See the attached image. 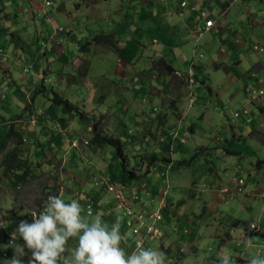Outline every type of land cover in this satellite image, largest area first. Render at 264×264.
I'll use <instances>...</instances> for the list:
<instances>
[{
	"label": "rangeland",
	"instance_id": "1",
	"mask_svg": "<svg viewBox=\"0 0 264 264\" xmlns=\"http://www.w3.org/2000/svg\"><path fill=\"white\" fill-rule=\"evenodd\" d=\"M48 1L52 6L46 5ZM165 1L168 10L173 11L171 18L163 16L164 10L161 14L151 10L154 18L140 22L127 0H0V161L19 146L33 173L26 184L14 190L10 176H5L0 166V221L7 222V227L0 228V245L10 243L11 234L19 225L16 217L25 218L28 212H37L42 207L39 202L43 201L44 205L50 195L61 196L65 202L77 199L84 209L83 215L89 209L100 210L103 200L111 202L108 209H116L115 219L122 221L121 234L133 239V231L126 225L125 210H118L121 204L115 196L97 184L99 180L108 181L113 169L119 171L121 166L110 146L92 149L97 123L102 136H116L124 141L131 167L144 170L152 154L161 159L158 169L167 164L163 158L171 155L175 163H189L175 165L178 168L168 172L165 179L154 173L143 180L148 182L156 177L161 180V191L167 192L164 215L178 221L177 231L170 229L176 235L174 243L180 246L185 243L192 251L198 248L188 255L192 260L207 262L212 257L222 260L227 256L231 264H241L237 261L240 256L250 259L264 255V195L261 193L264 168L257 166L259 160H264V116L258 108V103L264 108V97L251 101L245 88L250 78L235 85L226 72L217 74L212 66L217 61L216 54L226 45V41L220 43V40L230 38L235 42V50L227 53L235 58L221 55L219 61L237 65L236 61L240 60L241 66L236 71L258 75L264 83V74L257 72L264 65V0H251L249 5L247 0H238L234 11L222 18L223 31L216 35L183 29L176 14L183 0ZM187 1L202 4L210 15L218 18L217 0L211 1L213 11L204 6L203 1L208 0ZM6 21L11 22L10 26L5 25ZM60 27L65 32L58 33ZM228 28L236 34L231 35ZM138 32L140 39L136 37ZM237 34L242 39L236 43ZM101 35L113 36L115 44L120 40V50L128 39L134 45L137 39L143 44L139 55L132 58L130 47L119 51L116 46L96 43L95 37ZM154 37L158 39L157 44L151 42ZM180 49L190 61L202 63V70L195 69L204 75L207 86L200 82L196 86L186 83L187 92L185 84L172 82L163 86L153 101L142 103L143 94L138 95V100L133 99L132 91L139 90L133 79L138 78L139 82L144 74L152 76L149 57L165 51L173 61ZM174 66L179 67L176 63ZM126 69L128 80H120L118 71ZM149 81L153 82L152 78ZM156 82L162 84V79ZM247 85L256 86L252 81ZM235 89L239 90L237 98H234ZM191 93H195L193 97L198 103L193 101ZM57 98L69 100L85 117L65 113L63 106L55 104ZM178 103L184 108L196 104L192 113L185 116L179 111ZM142 107L146 113L141 111ZM244 108L250 111L253 124L246 123L245 118L234 117ZM37 118L41 121L35 123L33 119ZM171 129L176 137L172 151L167 152L162 140L169 142L165 131ZM254 130L257 133L251 134ZM14 133L26 142L16 144ZM75 140L80 143L78 149L72 147ZM86 141L90 142L89 146L85 145ZM37 144L42 148L40 151L35 150ZM239 179L245 180L246 193L229 197L221 194V189L234 187ZM125 186L128 195L138 190L133 184ZM139 194L141 201L131 203L133 209L142 214L145 207L152 210L150 215L154 214L159 203L153 204L146 191ZM158 194H152L153 198L158 199ZM170 198L177 204L175 208L169 205ZM238 221L240 227L234 239L220 248V240L215 235L223 233L224 238V233ZM113 223L107 222L109 227ZM253 223L260 233L243 238L244 224L252 226ZM162 224L158 225L161 228L158 236L148 240L152 245L165 237ZM195 227L199 230L196 236ZM190 237H196L195 243ZM17 243L23 245L24 241L18 238ZM130 243L124 246L125 250L133 248ZM77 245V239L69 241L70 250ZM25 251L23 261L29 263L31 252ZM4 253L8 254L7 258ZM13 255L12 248H0V264Z\"/></svg>",
	"mask_w": 264,
	"mask_h": 264
},
{
	"label": "crops",
	"instance_id": "2",
	"mask_svg": "<svg viewBox=\"0 0 264 264\" xmlns=\"http://www.w3.org/2000/svg\"><path fill=\"white\" fill-rule=\"evenodd\" d=\"M127 1H129L128 3H130V6H131L129 8L134 10L135 14L139 17V21L140 22L141 21H146V20H151L152 18H154L153 16H155V14L151 13V10H156L157 11V14H161V12L163 10L166 11L163 14V16L165 18H171V15H172V12H173L171 10H168V8H167L168 6L166 4L167 1H165V0H127ZM211 1H213V0H210V1L208 0V1H203V2L205 4L204 6H206L208 8H211L212 11H213L215 8L213 7V4L211 3ZM237 1L238 0H217V6L219 5V10H218V14H217L218 18H214L212 16V14L210 15V13L208 12V10L205 9V7H203L202 4H194V3H190V2L188 3L187 0H183L182 2H187L188 5H189V7L182 8V3H181V5L177 6L176 14L180 18V22H181V25H182L183 29H186V30L189 29L190 30V29L193 28V31L196 34L197 33H200L201 35H203L204 33L205 34L208 33V34L216 35V34H219V33H221L223 31V27H222V21L223 20H222V18L224 16H227L228 13H230L231 11H234L233 9L236 7ZM247 1H248L247 4L249 5V2H251V0H247ZM162 2L164 3V6L163 7H161ZM192 7L194 8V10L191 9ZM238 9H240V8H238ZM202 12H207L209 14V16H211V19L216 22V24L214 26H212L211 28L207 29L205 27V21L201 17V13ZM4 16L8 20V15L4 13ZM10 24H11V22L10 23H8V22L5 23L6 26H10ZM2 28L5 29L4 27H2ZM125 29L126 28H124V30ZM227 30H228L229 33H232L231 35H235L236 34L233 29H229L228 28ZM139 34L140 33L138 32V35ZM236 36H237V40H236V43H237L238 41H241L242 38H241V35L240 34H237ZM136 37L139 38V39L141 38L140 35L139 36H136ZM139 39H137L135 41L136 45H134L133 43H131L130 42V39L126 40V44H125L126 46L124 48H121V50L122 51H126L130 47V50H132V52H130V54L133 55L132 58H136L139 55V52L141 50L140 49V45L142 46V44H143V43H141L139 41ZM149 40H150V38H149ZM225 41H226V43H225L226 45L220 49V51H219L218 54H216L217 55V57H216L217 58V61H214L213 62V65L212 66H213L214 72L217 73V74H219L221 72H226V76H228V78H230L231 82L233 84H235V85L239 84V82L241 80H244V79H247V78L249 79L250 78L249 80H247V82L248 81L255 82L256 88H258V86L261 87L262 84H264V83H262L260 81L258 75H256V76L251 75L250 76V75H248L246 73H243V72L241 73V72L236 71V69L239 70L238 67L241 66V61L240 60H237L236 61L237 65H235V63H234V65H232V64L227 65L226 64L227 62H225V61H219L218 58H220L221 55L223 57L225 55L226 56L227 55H231L230 57L235 58L234 56H232V54H229L230 52L227 53V50L228 51H230V50H233L234 51L235 50V47H234L235 46V42L233 40H231L230 38L228 40H225V39L222 38L220 40V43H224ZM151 42H152V44H157L158 43V39L156 37H154L151 40ZM91 44H92V42H91ZM121 44L122 43L120 42V45ZM120 45L118 47L119 48V51H121L120 50ZM221 46H222V44H221ZM133 48H135V49H133ZM157 54H159V55H157ZM157 54H155L153 57H149V60H150L149 61V66L151 67V68H149V71H150V69H152V72H151L152 73V76H151V78H152L153 82L152 81H149V79H151V78H149L150 75L148 76L147 74H144L142 77H140L139 82H138V78H135L132 81V82H134V84L139 85L138 92H133L132 91V93H133L132 98L138 100L139 99L138 95L139 94H143V96H142L143 97L142 98V101L143 102L139 100L140 103L141 102L142 103H145V102H148L149 100L150 101H153L154 99L158 98L157 95H159L161 93V90H162L163 86H165L166 84L167 85L168 84H172V82H175V84H185L184 85V89L188 92V90H187L188 84H186V83H189V84H192V83L189 81V75L187 74V72H184L183 70L190 71L191 69L194 70L195 68L200 69V70L203 69L202 63H197L196 64L195 59H192L190 61L188 59V57L186 56V54L181 49L179 50L178 55H175V58H173V61H170V59H168L169 55L168 54L165 55V51H161V53H157ZM162 59H164L169 65H171L174 68V72L172 74H167L161 68L156 67L157 62L159 60H162ZM79 60L81 61L83 59H79ZM121 61L124 62V64L128 67V65L125 63V61H123V60H121ZM173 62L176 63V64H178L179 67H175ZM152 63H153V65H152ZM194 65H195V67H194ZM261 65H262V67L261 66L258 67L259 65L257 66L258 67L257 68L258 69V71H257L258 74L259 73L260 74H262V73L264 74V65L263 64H261ZM182 67H185V69L182 68ZM88 70L86 71L87 73H88ZM196 71L198 73V78H197L196 82L194 80V83H193L194 85L193 86H196L199 81L200 82H203L202 84L205 85V86H207V80H206V78H204V75L203 74L201 75L198 70H196ZM146 72H148V71H146ZM176 72L183 73V75H185L184 77L186 79L185 78L177 77L175 75ZM194 72H195V70H194ZM118 73L120 74V77H121L120 80H128V72H127V69H126V71H123V70L122 71H118ZM161 79H162V84L156 82L157 80H161ZM247 82L245 83V88L248 86L247 85ZM137 83H139V84H137ZM128 84H130V82ZM216 84H218V81H216ZM128 89H129V87H127V90ZM212 89L213 88H210L209 87V90L211 92H213ZM235 90H236V93H235L234 98L235 97L237 98L238 97L239 90L238 89H235ZM244 91H245V89H244ZM139 92H142V93H139ZM168 92H171V91H168ZM243 94H244V92H243ZM190 95L193 98V101H197V100L194 99L195 93H191ZM198 101H197V103H198ZM181 104L182 103H178V105H177L179 107V111H182V114L184 112L185 116H187L189 113H192V111H193L192 107L196 103L194 105H191L190 104V107H185V108L183 106H181ZM262 105L263 104H261L260 106H262ZM142 109H143V107H142ZM173 109H175V108H173ZM156 110H157V108L155 107L154 108V111H156ZM176 110H178V108ZM141 111L143 113H146L144 111V109L141 110ZM185 111H186V113H185ZM150 118L151 119H154L152 117H150ZM242 118H244V117H242ZM174 132L175 131H173L172 129L165 131V135H166L167 140H169V139L172 138V140L170 141L171 144H174V139L176 137V134L174 135ZM51 140H54V138H51ZM55 142L57 143L58 141L55 140ZM164 142H166V140H164V141L162 140V144ZM51 143H53V141ZM172 159H173V162H171L169 164H165L164 166H161V168H159L158 170H155V172H153L152 176L155 173L156 176H159V177L165 179L167 177V173L168 172H171L172 170H174V167L176 165V163L174 162V158H172ZM150 180L151 181H148L149 183L146 180H141L139 182H133L132 184L135 187L138 188V191L139 192L145 191V190L142 189V187H145L147 185L148 186V191H146V192L148 193V195H150L151 197H153L152 194H155V193L158 194L162 190L163 187H161L162 182H161V180L159 178H157V177L155 179H152L151 178ZM130 193H134V192L132 191ZM161 194H162V191H161L160 194H158V199L157 200H160L161 199V196H160ZM92 200H94V199H92ZM111 204H112L111 202H106L105 200H103V204L100 205V207H101V209H100L101 218H102L103 222H105V223H107L109 221L116 222V219H115L116 212H117L116 209L115 208H112L110 210L108 209L109 206L111 207ZM157 204H158V202H157ZM169 205H172L171 207L172 208H175L176 207L175 205H177V204L174 205V200L172 198H170L169 199ZM178 205H181V204H178ZM159 207H160V203H159ZM165 208L162 210L163 219L158 224V225H160V223L163 222L162 228L164 230L165 237L162 238V240L160 241V243H154L153 245L151 244L152 248L164 252L165 255L168 257V262H167L168 264H183V263H187V264H220L221 259H218V258H215V257H212L211 260L210 261H207V262L206 261H204V262L200 261V262L196 263V260H194V259L192 260V257H190L188 255L191 252H194L195 253L197 251L196 249H198V248H196L194 251H192L191 249H188L187 248V244L184 245L185 243H183V246H180V244L178 242H177V244L174 243V242H176V240L174 239L176 235L172 234V231L170 229L173 230L175 228L176 231H177V228H176L175 225H176V223L178 221H176L175 218H172L170 216L166 217V215H164V211L166 210ZM143 209H145L144 216L145 217H148L147 221L149 222V219L151 217L150 212L152 210H147L145 207H143ZM118 210H121V209L118 208ZM153 210H155V209H153ZM150 222H152V220H150ZM235 224L236 223L233 224V226H232L231 229H229L228 231H226L224 233V235H225L224 238L221 237L223 235V233H221L219 235H215V237H217L220 240V248H222V246H224L229 241H231V240L234 239V236L237 233L236 230L240 227V224L238 226H235ZM196 231H199L198 230V227H195V236L197 235V232ZM251 235H252V230L250 229V226H248V230L246 231L244 229V234H242V236H243V238H246V237H251ZM128 238L130 239V237H128ZM190 238L192 239V241L195 239L193 241V243H195L196 237H190ZM193 243H192V245L196 246ZM20 244L22 245V243H20ZM127 244H129V241L128 240H127L126 243H122L121 246L124 247V246H127ZM178 248H179V250H177ZM219 250H221V249H219ZM126 251L129 254L132 252V250L130 248H128ZM219 254H222L221 251L219 252ZM246 254H247V251H246ZM239 258L249 259V258L242 257V256H240Z\"/></svg>",
	"mask_w": 264,
	"mask_h": 264
},
{
	"label": "clouds",
	"instance_id": "3",
	"mask_svg": "<svg viewBox=\"0 0 264 264\" xmlns=\"http://www.w3.org/2000/svg\"><path fill=\"white\" fill-rule=\"evenodd\" d=\"M43 206L42 212L32 214V223H18L16 217L19 225L11 234L10 243L0 245L4 250L12 248L14 255L3 264H23L25 249L31 252L29 264H166L164 252L145 248L139 242L129 254L121 246L127 242L128 234H121L120 218L109 227L100 214L93 215L89 210L83 215L84 209L77 199L65 202L61 196L50 195ZM6 225L7 222L0 221V228ZM18 238L23 239V245L17 243ZM72 239H77L78 245L70 250ZM4 257L8 254L4 253ZM220 264H231V260L226 256ZM246 264H264V255L252 256Z\"/></svg>",
	"mask_w": 264,
	"mask_h": 264
},
{
	"label": "trees",
	"instance_id": "4",
	"mask_svg": "<svg viewBox=\"0 0 264 264\" xmlns=\"http://www.w3.org/2000/svg\"><path fill=\"white\" fill-rule=\"evenodd\" d=\"M211 19V16L209 17ZM113 36H107V35H101V36H97L95 37V41L96 43H107L109 45H113L116 46L117 48L120 45V40L115 41L118 44L113 43ZM118 45V46H117ZM156 67L161 68L162 70H164L167 74H172L174 72V68L169 65L164 59L159 60L156 64ZM195 70L196 76H195V82L198 78V73ZM200 82V81H199ZM203 83V82H200ZM192 85H194L192 83ZM264 85V84H262ZM251 86H247L246 87V92H247V88H249ZM256 86H254L255 88ZM260 86H258L259 88ZM262 87V86H261ZM55 104H58L60 106H63L64 112L65 113H70L72 115H79V117L81 119H83L84 116V112H82L77 106L73 105L69 100L64 99V98H57L55 99ZM258 108L260 109V111L262 112L263 116H264V108L262 106H260L258 104ZM245 118V117H244ZM36 120V122L38 123L39 121H41V119L37 118V119H33ZM62 121H65V119H63ZM245 122L248 124H253L254 123V119L252 117V121L248 122L247 118H245ZM191 131H193V128L191 129ZM194 132V131H193ZM257 133L256 130L252 131L251 134H255ZM190 134V133H189ZM188 136V135H187ZM14 137L16 139L15 143L16 144H21L23 143L24 139L20 134L18 133H14ZM51 142L53 140L49 139ZM49 140L47 141V143L49 142ZM171 139H169V142H164L163 145V149L166 150L167 152H171L172 148H173V144H171ZM40 145H43L42 143ZM39 144L36 145V151H40L42 148ZM90 145V142H89ZM107 146H110V149H112L115 152V159H118L121 163V166L119 168V171L114 170V173H111L110 175V179L107 181L111 184H114L116 186L119 185H127L128 187L130 186V184H132L133 182H139L141 180L145 178H147L148 175L153 174V172H155V170H158V164L161 161V159H159V157L156 154H152L150 155L147 159L148 161V165L146 166L147 168L140 169V167H131V159L130 156L128 155L129 150L126 148L125 143L122 139L117 138L116 136H102L101 133L98 131V124L96 123L94 126V132H93V140L91 141V147L93 150H97L99 148H105ZM2 150H0L1 152ZM20 148L19 146L15 147L12 151L8 152L7 154H5L3 156V159L0 161V166L4 171V175L5 176H10V180H11V184L13 189H18L20 188L22 185L26 184L32 177L33 173L31 170V166L28 162L27 159L23 158L22 155L20 154ZM229 154H234L233 152H229ZM172 155L170 157H164L163 160L166 161L167 164L173 162L172 159ZM178 165H186L188 166L189 163L187 161L184 162H179L176 163V166ZM257 166L259 168H264V160H259L257 162ZM178 167H174V169H177ZM11 175H13L11 177ZM100 181V180H99ZM245 181V180H244ZM147 188L145 189V191H148V186H146ZM247 187V185H246ZM222 190V189H221ZM163 193V192H162ZM136 194H138L139 196V200L138 202L141 201V195L139 194V191L137 190ZM146 194L148 195V193L146 192ZM156 194V193H155ZM155 194H153L154 196H156ZM162 196V194H161ZM157 199V198H156ZM95 201V200H94ZM96 203V202H95ZM39 205L43 206V201L39 202ZM101 209V208H100ZM94 212H97L101 215L100 210L96 211V209H93ZM240 224V221L236 222L235 226H238ZM245 225V230H248V226ZM121 231V230H120ZM257 233L259 234L260 232L258 230H252V234ZM129 244H131L130 242L132 241V239H129ZM133 242V241H132ZM249 259H243V258H238L237 261L239 263L242 264H246V262Z\"/></svg>",
	"mask_w": 264,
	"mask_h": 264
},
{
	"label": "built area",
	"instance_id": "5",
	"mask_svg": "<svg viewBox=\"0 0 264 264\" xmlns=\"http://www.w3.org/2000/svg\"><path fill=\"white\" fill-rule=\"evenodd\" d=\"M51 2H48L47 5L51 6ZM189 7L187 2H182V8H187ZM192 10H194V8H191ZM201 17L204 19L205 21V27L207 29L211 28L212 26H214L216 24L215 21H213L212 19H209V14L207 12H202L201 13ZM58 32H64V28H59ZM189 75V81L191 83H194L195 80V76L196 73L194 72L193 69H191L188 73ZM176 76L178 77H183V73L180 72H176ZM247 93L249 95V98L252 101H256V100H261L264 97V85H262V87L260 88H254V87H249L247 88ZM235 118H241V117H245L247 118L248 122L252 121V115L250 113V111L247 108H244L241 111H238L234 114ZM186 136L188 135V133H185ZM85 145H89V142L86 141ZM73 148H80V143L75 140L73 141L72 144ZM97 184H101L103 188H105L107 191L111 192L116 200L121 204L122 209L125 210V216L127 217V222L126 225L132 229L134 237L132 239V245L133 248L131 249L132 251L135 250L137 243H141L145 248H149L151 246V243L148 242V240L150 238H154L155 239L158 234L161 232L160 228L158 227L159 222L163 219V213L162 210L166 207V200H164L165 198L167 199V192L163 191L161 199H163L162 201L154 199L152 197V203L156 204L157 202L160 203V207L157 211H155L154 214L151 215L149 222L147 220L144 219V212L145 209L142 210V214H139L137 212V210H134L133 207L131 206V203H139V196L136 193H131L130 195H128V189L125 185H120L116 186L114 184H111L109 182H107L106 180H100L99 182H97ZM246 183L243 179H239L236 180L235 182V186L234 187H225L221 190V194L225 195L226 197L233 195H241L246 193ZM233 189V190H232ZM264 195V190L261 192ZM44 207V206H43ZM43 207L38 210L37 212L35 211H31L27 213V216H25V218H21L19 217L17 219V222L20 223L21 221H27L29 223L33 222V217L32 214L36 213L39 214L40 212L43 211ZM93 215L99 214L97 212H94L93 209H89ZM89 210L87 211V213L89 212ZM150 220H152V222H150ZM251 230H255L256 227L253 224L252 226H250ZM131 254V253H130ZM23 264H29L27 261L26 263L23 261Z\"/></svg>",
	"mask_w": 264,
	"mask_h": 264
}]
</instances>
